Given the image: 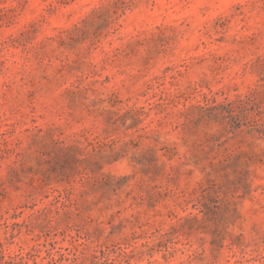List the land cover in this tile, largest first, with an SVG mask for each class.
<instances>
[{
    "label": "rangeland",
    "instance_id": "rangeland-1",
    "mask_svg": "<svg viewBox=\"0 0 264 264\" xmlns=\"http://www.w3.org/2000/svg\"><path fill=\"white\" fill-rule=\"evenodd\" d=\"M192 2L0 0V264H264V0Z\"/></svg>",
    "mask_w": 264,
    "mask_h": 264
},
{
    "label": "clouds",
    "instance_id": "clouds-1",
    "mask_svg": "<svg viewBox=\"0 0 264 264\" xmlns=\"http://www.w3.org/2000/svg\"><path fill=\"white\" fill-rule=\"evenodd\" d=\"M235 2H237V0H193L182 14L194 15L201 21H207L221 14H226ZM176 11L179 12L181 9L177 8ZM57 23L58 21L54 19L53 24ZM156 259H159V257H156Z\"/></svg>",
    "mask_w": 264,
    "mask_h": 264
}]
</instances>
